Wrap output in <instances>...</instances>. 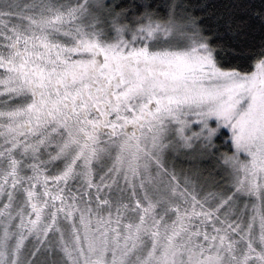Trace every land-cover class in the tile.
Listing matches in <instances>:
<instances>
[{
    "label": "snow or ice",
    "instance_id": "obj_1",
    "mask_svg": "<svg viewBox=\"0 0 264 264\" xmlns=\"http://www.w3.org/2000/svg\"><path fill=\"white\" fill-rule=\"evenodd\" d=\"M0 264H264V0H0Z\"/></svg>",
    "mask_w": 264,
    "mask_h": 264
}]
</instances>
